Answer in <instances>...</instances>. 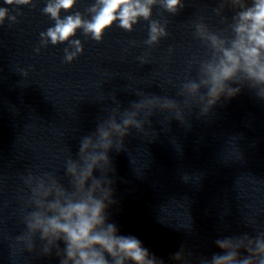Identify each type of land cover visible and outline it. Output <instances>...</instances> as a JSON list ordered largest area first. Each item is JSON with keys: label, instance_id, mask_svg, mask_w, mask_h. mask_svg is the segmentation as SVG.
Instances as JSON below:
<instances>
[{"label": "clouds", "instance_id": "clouds-1", "mask_svg": "<svg viewBox=\"0 0 264 264\" xmlns=\"http://www.w3.org/2000/svg\"><path fill=\"white\" fill-rule=\"evenodd\" d=\"M31 2L32 0H4L7 5L17 6L29 5ZM157 3L158 0H95L88 8L91 19H84L79 12L61 18L62 11L71 13L77 0H55L44 8L45 13L55 21L54 27H50L46 35L53 45L68 41L75 47V51L72 52L65 49L66 62L73 61L83 52L80 40L71 39L80 29L86 36L100 42L105 31L114 23L118 22L120 28L131 32L133 26L143 19L150 21L149 38L145 43L153 45L168 35L166 25L150 19L153 7ZM159 4L173 15L184 7L182 0H159ZM229 4L239 10L233 16L231 38H224L210 31L203 22L195 24V35L212 49L213 60L201 65L209 77L206 83L211 85L208 91L209 104H214L225 91V83L239 74H243V77L254 86L264 85V0H251V4L247 0H222L215 11L219 12ZM6 17L13 22L16 21V16H9L7 8L0 7V24ZM185 87L196 91L199 85L191 82ZM237 91L239 89H228L229 95H235ZM102 135L107 137V133ZM90 143L88 138L81 142V154L86 152ZM101 159L106 157L97 155L88 157L91 162H85V167L80 170L78 176L81 188H84L90 179L95 185L92 176L93 165ZM68 172L77 174L74 166L69 167ZM34 179L38 183L32 189L30 204L35 206V210L24 218L27 234L18 238L29 252L34 249L33 238L38 234L40 240L45 242L43 247L45 255L51 254L53 246L57 249L59 264H156V258L150 256L148 249L142 246L138 238L118 235L116 227L112 224L105 227L103 200L94 198L89 193L85 200L62 202L63 193L59 190L55 197L49 200L47 197L52 193L44 187L39 178L29 175L25 183L29 184ZM255 241V250L245 247L244 251L248 255L241 256L238 251L231 250L234 247L231 238L217 240L218 247L225 254L215 255L212 264H264V236L257 237ZM60 242L64 245L62 250L59 248ZM254 256L258 257L255 261ZM176 258L179 259L178 253Z\"/></svg>", "mask_w": 264, "mask_h": 264}]
</instances>
